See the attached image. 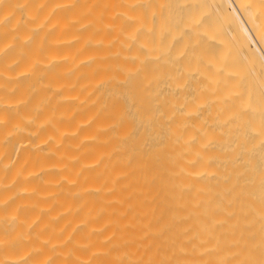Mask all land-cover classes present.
<instances>
[{
  "label": "bare ground",
  "instance_id": "bare-ground-1",
  "mask_svg": "<svg viewBox=\"0 0 264 264\" xmlns=\"http://www.w3.org/2000/svg\"><path fill=\"white\" fill-rule=\"evenodd\" d=\"M0 264H264V0H0Z\"/></svg>",
  "mask_w": 264,
  "mask_h": 264
}]
</instances>
